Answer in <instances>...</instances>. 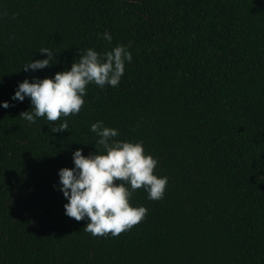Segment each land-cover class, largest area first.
Returning a JSON list of instances; mask_svg holds the SVG:
<instances>
[{
	"label": "trees",
	"instance_id": "obj_1",
	"mask_svg": "<svg viewBox=\"0 0 264 264\" xmlns=\"http://www.w3.org/2000/svg\"><path fill=\"white\" fill-rule=\"evenodd\" d=\"M117 44L133 57L117 87L89 84L56 122L19 116L18 82ZM45 47L56 63L25 72ZM0 101V264H264V0H0ZM96 121L168 178L161 200L132 193L147 215L116 237L86 232L54 187L76 148L101 149Z\"/></svg>",
	"mask_w": 264,
	"mask_h": 264
},
{
	"label": "clouds",
	"instance_id": "obj_2",
	"mask_svg": "<svg viewBox=\"0 0 264 264\" xmlns=\"http://www.w3.org/2000/svg\"><path fill=\"white\" fill-rule=\"evenodd\" d=\"M109 44L112 35L105 30L100 34ZM14 38V37H10ZM130 45L117 44L110 50L98 52L94 48L79 51V59L73 60L67 70L57 71L51 77L25 78L18 82L12 100L23 102L30 99V110L20 117L35 123L37 118L56 122L63 117L76 115L85 104L84 97L89 84L103 89L106 85L117 87L132 61ZM39 51L46 54L42 59H32L23 66L25 72H35L56 63V54L49 48ZM9 101H0V107L8 108ZM68 129L64 120L53 126L52 132ZM90 131L98 139L94 153L84 155L81 148L72 152L73 167L58 169V184L54 187L66 198L65 215L76 221L86 220L84 230L93 236L116 237L140 223L148 209L132 206V193L143 188L150 200H161L168 184L166 176H158L155 169L158 160L145 151L142 141L117 139L120 132L107 127L103 121L90 125Z\"/></svg>",
	"mask_w": 264,
	"mask_h": 264
}]
</instances>
